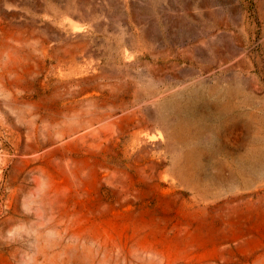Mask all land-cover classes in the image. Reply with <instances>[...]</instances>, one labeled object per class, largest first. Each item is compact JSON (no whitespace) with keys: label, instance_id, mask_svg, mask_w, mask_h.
I'll return each mask as SVG.
<instances>
[{"label":"rangeland","instance_id":"1","mask_svg":"<svg viewBox=\"0 0 264 264\" xmlns=\"http://www.w3.org/2000/svg\"><path fill=\"white\" fill-rule=\"evenodd\" d=\"M0 264H264V0H0Z\"/></svg>","mask_w":264,"mask_h":264},{"label":"bare ground","instance_id":"2","mask_svg":"<svg viewBox=\"0 0 264 264\" xmlns=\"http://www.w3.org/2000/svg\"><path fill=\"white\" fill-rule=\"evenodd\" d=\"M44 121H45V120H44ZM50 122H52V121H50ZM50 122H49V123H50ZM47 125H48V124H47ZM49 125H50V124H49ZM49 129H50V128H49ZM49 129H48V130H49ZM51 131H52V130H51Z\"/></svg>","mask_w":264,"mask_h":264}]
</instances>
